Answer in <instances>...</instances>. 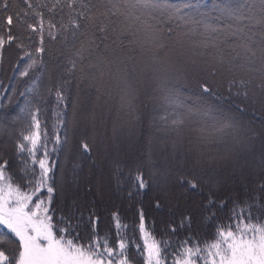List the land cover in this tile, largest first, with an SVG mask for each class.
Returning <instances> with one entry per match:
<instances>
[{
	"label": "snow or ice",
	"instance_id": "snow-or-ice-1",
	"mask_svg": "<svg viewBox=\"0 0 264 264\" xmlns=\"http://www.w3.org/2000/svg\"><path fill=\"white\" fill-rule=\"evenodd\" d=\"M26 2L32 8L30 0ZM60 3L55 0L49 11ZM77 3L83 11H77ZM0 6L7 9V0H0ZM68 7L71 12L67 23L62 18L57 28L51 19L47 21L48 37L55 39L58 33L72 30L78 47L74 45L68 72L78 63L87 62L92 71L89 86L95 89L97 99L101 94L110 95L103 86L105 81L115 82L120 106L130 120L140 121L136 105L145 78L156 86L154 111L161 113L152 124L166 134L180 137L190 130L198 144L208 146L227 136L235 139L249 102L260 105L259 118L264 119V0H259L258 7L256 0H196L182 5L170 0H89L87 4L84 0H68ZM33 15L38 23L27 24L19 13L15 14L19 25L27 24V29L38 36L34 52L13 34V15L0 17V61L5 45L15 43L28 58L20 76H28L30 69L44 63V14L33 9ZM26 38L34 42L31 36ZM189 51L192 55L187 54ZM193 55L207 56L205 64L210 61V66L198 65ZM241 68L249 78H235L234 73ZM193 70L233 76L229 92L244 103L225 109L201 98L196 106L188 104L177 85L181 75ZM38 79L25 91L36 89ZM63 87L61 84L55 91L58 108L67 99ZM201 87L204 93L214 94L206 83ZM40 111L39 107L26 105L20 109L22 115L13 117L26 121V130L13 141L15 169L10 170V161L4 158L0 146V264H133L137 258L142 264H264V206L257 203V197L243 205L233 202L221 222L216 209L226 208L227 202L217 201L210 193L203 217L205 222L215 221L210 240L191 234L174 239L176 227L172 225L157 237L142 209L139 223L131 226L133 233L128 232L130 226L121 222L119 214L113 213L115 238L108 232L101 235L97 228L99 217L90 214L91 232L81 237V218L57 214L53 208L58 188L51 154L58 153L68 140L66 134L62 138L59 133L64 125L63 113H56V131L49 149L48 129L42 128ZM252 114L256 117L255 107ZM251 125L252 121H247V131L256 136ZM79 148L84 155L92 152L90 143L84 140ZM133 179L135 188L148 187L142 172L138 171ZM198 179L195 174L192 178L177 177L179 183L197 191ZM259 187L264 192V184ZM191 225V216L185 215L178 226L191 229ZM135 232L140 234V243L135 242ZM130 245L135 249L131 258Z\"/></svg>",
	"mask_w": 264,
	"mask_h": 264
},
{
	"label": "trees",
	"instance_id": "trees-1",
	"mask_svg": "<svg viewBox=\"0 0 264 264\" xmlns=\"http://www.w3.org/2000/svg\"><path fill=\"white\" fill-rule=\"evenodd\" d=\"M30 2L32 8L28 7L26 0H7V9L0 6V17L13 15V34L20 36L22 42L27 46V49L32 52L38 47V36L27 29V24L38 23V18H35L33 15V9L42 12L45 20L44 47L46 49L43 54V65L30 69L28 76H20L19 73L27 64L28 58L23 56V50L18 48L15 43L12 45H5L2 61H0V146L3 147L4 158L10 161V170L15 169L16 163L13 141L19 139V133L21 131L26 130V121L13 120V117L17 114H21L20 109L26 107V105L39 107L41 110L39 119L41 120L42 128L47 127L48 129V147L51 149L58 119L56 113L58 111L63 113L62 118L64 120V125L59 128V133L62 138L66 134L68 140L66 144L60 146L58 153L51 154V159L56 163V186L58 188V192L53 196V208L56 210L57 214H71L74 217L81 218L80 228L78 229L81 233V237H86L91 232L88 223V216L90 214L99 217L97 228L101 235L108 232L115 238L112 219L113 213H118L121 222L130 226L128 232L133 233L135 230L131 226L139 223L138 213L139 210L142 209L145 214L146 222L150 223L157 237L166 233L169 225H172L176 227L174 239H183L191 234L198 239L210 240L213 238L211 233L215 221L205 222L203 219L205 215L204 206L207 203L210 193L217 201L224 200L227 202L226 208L222 210L216 209L217 217L220 218L221 222L226 216L228 209L232 207L233 202L243 205L245 201H250L253 197H257V203L264 206V192H261L259 187L261 184H264V165H261V160H264V155L254 147L260 146V141L264 138V133L261 134V130L259 129L260 127L264 129V119L259 118L260 105L257 104L253 106L250 102L246 105L248 111L243 115L245 122L252 121L251 127L256 131V136H252L242 124L239 131L234 134L235 139L231 136H227L215 145L202 146L214 148L226 146L230 147L232 150H236L240 154L243 153V151L249 153L253 151L254 162L259 166L258 168H260L259 171L261 172L260 177L255 181V186L245 184L239 187L236 183H232L225 187L216 184L215 188H210V183L203 182V175L201 176L199 173L188 170L180 171L176 175L175 185L182 191V194L179 200H173V198H169L163 195V193L165 192V187L171 185L169 173L166 171V168L168 167L167 169L173 172L175 168L171 167L164 159H162V163H146L139 159L129 161L126 158H122L115 160L111 168L110 180L108 181L109 189L113 192V200L110 202L106 200L97 201L90 183L93 178L95 179L98 177L94 172L100 168V162L98 161L99 159L95 151V141L90 135L85 133L74 135V129L76 128L74 120L75 111L78 105V99L76 98L83 94L87 101L88 108L86 109L92 108V104H97L98 101H100L96 97L95 89L89 86L90 81L88 77L92 75V71L87 67V62H85L83 64L78 63L76 69L71 73L68 72L70 68L68 61L74 58V45L78 47V44L72 37L71 29L66 33H58L55 39H51L47 35L48 20L51 19L53 23H56L57 28L60 27L62 18L64 23L68 22L70 18L69 13L71 12V9L68 7V0H61V3L51 12L49 9L52 8L55 0H30ZM170 2L176 5H182L186 2L195 3L196 0H170ZM204 2L210 3L211 0H204ZM258 2L259 0H256L257 7ZM37 3H39L41 7L36 8ZM84 3H89V0H84ZM74 7L77 11H83L79 3ZM99 7L100 5L97 4V8ZM16 13H19L27 24L24 26L19 25L16 22ZM72 18L77 17L73 15ZM28 36H31L34 42L30 43L26 38ZM65 36L67 40H65ZM188 43H192V41ZM21 57L23 58L21 59ZM198 59V61L196 59L194 60H196L198 65L204 67L202 61L205 62L208 60V57L198 56ZM208 66H210V61ZM200 72H203L206 77L197 76L193 85L189 84L188 81L186 82V80H184L183 83L180 80L178 82L177 86L183 91L188 104L196 106L201 98L207 100L209 104L225 109H228L233 104L244 103L241 98L229 92V81L233 76L223 73H217L213 76L210 72ZM234 75L237 79L249 78V73L243 68L237 69ZM37 77H39V79L37 80L36 89L31 92H26L25 90L32 87V82L36 80ZM205 83L211 89L212 93H214L213 95L203 92L201 85ZM61 84L64 85L61 90L64 92L67 99L65 101L66 106L61 105L58 108L55 91L60 88ZM112 84L113 81H105L103 86L110 92ZM152 88L150 94L145 96L142 94V88H140L136 105L137 114L140 116V121L138 123L130 120L123 109L117 111L115 109L113 111L114 118H116V139L120 146L124 145L123 139L125 135L123 132H126L123 119L129 120L131 124L135 125L139 133V136L136 137L137 141L141 139V137L143 139L145 135L149 134L148 138L160 153L166 150L165 145L169 141L180 142L179 146H181V142L183 143L186 141L188 138L187 136L191 133L190 130H186L183 135L177 137L174 133L166 134L158 130V127L153 126V119L158 117L161 113L154 111L156 106L155 97L157 96L154 83ZM49 89H51V94L49 93ZM235 91L236 89L233 88L232 92L234 93ZM21 93H23V95H21ZM104 97L107 98V101ZM104 97L100 96L104 103H108V107V105L113 102L109 101L112 95L106 94ZM253 107L257 109L256 117L252 114ZM193 137L194 136H191V138ZM81 140L90 143L92 147L90 155H84L81 152L79 148ZM199 145L200 144H198V146ZM214 162L215 161L212 160V162L209 161L207 163L212 166ZM138 171L143 173L148 183V187L145 189H137L134 187L135 180L133 177ZM193 174L199 178V191L189 189L187 184H182L177 181V177L192 178ZM205 175H207L208 178L210 177V173H206ZM212 175L214 177L217 174L213 171ZM234 175L235 174H233V176ZM74 176L75 181L73 180ZM204 177L208 179L206 176ZM214 179H217V177H214ZM69 185L72 186V190L66 192L65 188ZM60 188H62V191L59 190ZM80 191L83 194L81 198L77 200L72 198L71 200V194L73 196V193H78ZM157 204H159V207L156 206ZM253 211L255 212L256 209H253ZM185 215L191 216L192 218L191 229L187 226L184 228L178 226L179 221ZM139 235L138 232H135L136 243L141 242ZM133 255H135V249L130 245V258ZM133 264H142V261H139V258H137V260L133 261Z\"/></svg>",
	"mask_w": 264,
	"mask_h": 264
},
{
	"label": "rangeland",
	"instance_id": "rangeland-1",
	"mask_svg": "<svg viewBox=\"0 0 264 264\" xmlns=\"http://www.w3.org/2000/svg\"><path fill=\"white\" fill-rule=\"evenodd\" d=\"M188 55H192V52L189 51ZM193 59L197 61L198 56L193 55ZM204 67H207L208 64H205ZM197 76L206 77L203 72L200 71H190L184 73L179 77V80L184 82L188 81L189 84L193 85ZM189 79V80H188ZM153 86V81L150 78H145L140 84L142 88V94L149 95ZM109 90V88H108ZM82 94V93H81ZM80 94V95H81ZM110 94L112 95L110 105L107 107V102L104 103L101 98L97 104H92V108H88L87 101L85 97L79 96L78 105L76 106L75 111V129L74 135H79L81 133L88 134L95 141V151L100 162V168L95 174L98 175L95 179L93 178L90 181L93 187V194L97 201L106 200L110 202L113 200V192L109 189L108 181L111 176V168L117 159L126 158L129 161L141 160L146 163H162L164 159L171 167L175 168L174 172L169 171L166 168V171L169 173L170 184L168 187H165V192L163 195L173 198V200H179L181 198L182 191L175 185L176 175L180 171H191L194 173H199L203 177L202 180L205 183H210V188H215L216 184L222 186H228L230 184L236 183L239 187L248 184L249 186H255V181L260 177L261 172L260 168L254 162V155L252 152L243 151L239 153L236 150H232L230 147H204L202 145L198 146V143L195 142V136L192 133H189L187 140L183 143L177 141H169L166 143V150L161 153L154 147L151 140L148 138L149 134L145 135V138L139 139L138 130H136L135 125L131 124L129 120L123 119V125L126 132H123L124 136V145L120 146L116 139V118H114V110H121L120 99L118 90L116 89L115 82H113L110 88ZM106 94H101L104 97ZM97 97V96H96ZM95 97V98H96ZM107 101V98L104 97ZM243 126L247 129V122L243 123ZM130 128V131H129ZM260 133H264V129L259 128ZM247 132V131H246ZM191 136H194L191 138ZM191 141V142H190ZM262 141V142H261ZM260 141V146H254L261 151L264 155V138ZM177 142V143H176ZM178 147V148H177ZM182 148V149H179ZM183 152V153H182ZM214 164L208 165L207 162L211 161ZM215 171L217 174L214 177L212 172ZM206 173H210L208 178ZM233 174H235L233 176ZM206 176L208 179H205ZM218 181V182H217ZM254 183V184H253ZM72 186L69 185L65 188V191L68 192ZM82 192L71 194V200L81 198ZM83 200V199H82Z\"/></svg>",
	"mask_w": 264,
	"mask_h": 264
}]
</instances>
